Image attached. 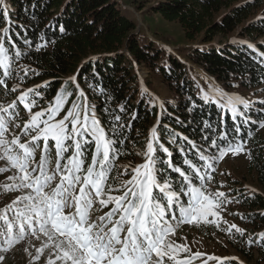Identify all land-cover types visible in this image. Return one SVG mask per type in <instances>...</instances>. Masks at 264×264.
I'll list each match as a JSON object with an SVG mask.
<instances>
[{
    "label": "snow or ice",
    "instance_id": "6c2138e0",
    "mask_svg": "<svg viewBox=\"0 0 264 264\" xmlns=\"http://www.w3.org/2000/svg\"><path fill=\"white\" fill-rule=\"evenodd\" d=\"M0 20L7 25L0 33V87L6 95L14 94L7 107L0 106V161L4 163L0 174L10 173L0 193L12 197L0 210V252L43 234L46 243L36 251L42 254L50 249L46 264H193L197 260L209 264L223 260L193 251L173 237L180 223L220 226L221 207L233 200L208 185L218 162L240 155L252 158L247 149L251 131H245V126L264 129V120H253L248 114L252 102L242 95L221 94L217 97L220 119L215 124L202 120L199 140L172 131L165 143L157 134L158 120L142 153L144 162L129 172L117 161L126 130L138 113H130L128 121L121 123L126 111L121 106L120 114L112 113L114 122L106 128L75 77L69 78L73 91L62 86L46 108L33 111L45 99L42 86L21 90L19 84H8L9 78L16 79L12 65L25 53L15 38L21 33H13L6 0H0ZM24 43L32 47L33 42L25 36ZM42 47L36 45V51ZM27 75L25 70L19 79ZM204 99H209L207 93ZM259 103L264 112V100ZM21 110L29 118L18 124ZM10 129L15 130L10 133ZM171 145H176L175 151ZM176 154L180 155L178 163ZM129 175L130 179H121ZM224 186L223 182L219 185ZM97 203L111 208L94 217ZM233 230L240 237L245 235L235 224L225 229L230 236ZM257 242L264 246V233L258 241L252 237L245 241L248 246ZM181 253L187 257L178 258ZM4 260L0 255V264Z\"/></svg>",
    "mask_w": 264,
    "mask_h": 264
},
{
    "label": "trees",
    "instance_id": "16d2710c",
    "mask_svg": "<svg viewBox=\"0 0 264 264\" xmlns=\"http://www.w3.org/2000/svg\"><path fill=\"white\" fill-rule=\"evenodd\" d=\"M7 1L13 33H21L15 38L25 53L12 68L16 73V67L20 65L22 73L28 71L27 83L42 86L44 102L52 101L62 86L73 91L69 78L75 77L86 93L87 102L95 106L96 115L106 128L114 122L112 113L120 114L121 106L126 109L121 123L128 121L130 113H138V119L132 121L126 130L127 139L121 146L122 155L118 160L131 158L137 150L146 151L149 129L157 124L159 116V107L150 102L148 95L144 92L137 94L139 84L135 62L147 63L161 73L172 95L176 96L165 102L159 120L161 126L157 134L165 143L172 131L199 140L201 121L207 119L215 124L220 119L218 103L214 99H204L206 92L194 83L188 67L156 46L141 30L137 31V21L124 12L119 0ZM258 1L157 0L151 9L168 21L179 22L188 40L194 41L201 36L207 47L193 49L189 59L212 77L209 84L217 82L219 89L232 94L233 86L264 91V55H261L264 53V41L255 46L244 40L245 37L264 36V18L250 21L241 26V31L238 30L253 10L259 8ZM140 2L144 6L149 0ZM230 8L231 11L223 18H217L224 9ZM16 24L21 27L17 29ZM6 26L0 20V33ZM229 35L233 39L230 43ZM25 36L33 42L32 47L24 43ZM217 36L222 38L220 43L212 44ZM249 44L253 47L249 48ZM36 45L43 47L36 51ZM166 55L169 56L167 61ZM32 70L39 75H34ZM11 79L8 80L9 86ZM45 82H50L47 87H43ZM11 96L14 98V94L6 95L5 89L0 87V98L9 101L13 99ZM259 101L256 103L260 106L248 113L253 120H261L264 115ZM20 112L24 113L23 110ZM225 119L231 127L226 110ZM15 122L23 124L24 121L16 119ZM245 131H251V136L247 137V149L252 158H248L247 172L253 176L258 188L244 191L246 188L238 187L237 193L232 195L235 201H239L236 202V216L241 220L240 228L245 230V235L240 237L235 230L232 236L226 231L223 234L231 248L246 255L247 260L264 264V246L259 242L251 246L245 243L249 237L258 241L259 234L264 233V129L251 125L245 126ZM175 148L176 145H171L173 151ZM175 160L177 163L180 161L179 154L175 155ZM172 175L179 179L176 174ZM179 226L184 231L193 229L205 234L218 230L215 225L204 223H180Z\"/></svg>",
    "mask_w": 264,
    "mask_h": 264
},
{
    "label": "rangeland",
    "instance_id": "374dc122",
    "mask_svg": "<svg viewBox=\"0 0 264 264\" xmlns=\"http://www.w3.org/2000/svg\"><path fill=\"white\" fill-rule=\"evenodd\" d=\"M141 0H119L121 3L124 12L131 17L132 19L137 21L138 28L137 31H142L146 34L152 42L156 43L158 47H161L165 53L168 55H173L178 61L182 62L184 65L188 67V73L191 78L194 80V83L200 85L203 92H206L210 99H214L218 104L220 101L217 99L221 94H229L224 90L219 89L217 82L208 83V81L212 80V77L205 74L203 72V68L194 63L189 59V53L193 51V49H202V47H207L208 44H204L201 41V36L194 41H190L185 37V33L183 27L179 22L176 21H168L164 17H162L159 13L153 11L152 6L156 4L157 0H149L146 2L144 6H141ZM248 1V0H243ZM251 1V0H249ZM8 1L6 0V3ZM241 2V1H240ZM260 3L259 8L253 10V13L250 17H247L239 26L238 30L241 31V26L247 25L250 21L259 20L264 18V0H259ZM9 8V6H8ZM231 11L230 9H224L217 18H223V16ZM232 35H229L230 39L228 43L232 42ZM222 38L217 36L216 39L212 42V44L220 43ZM244 40L250 41L253 45H259V42L264 41V36L257 38H249L245 37ZM227 41V40H226ZM224 43H227V42ZM165 56V61L168 60L169 56ZM16 69V79H11V85L19 84L21 90H26L27 88H31L37 86L39 83H31L28 84L29 76L27 75L23 80H20L19 77L23 75L21 66H17ZM135 71L138 74L137 84H139L137 92L138 96L141 92L148 95L149 100L152 104H156L159 107V116L156 121L160 120L163 115V106L165 102L171 101L176 97L172 95V91L169 89V86L163 80L162 74L158 73L156 69L150 67L147 63L135 62ZM232 95H242L252 102V107L256 102L252 101L255 98L264 99V91L257 90L254 91L253 88H241L239 86H233ZM219 90V91H217ZM251 97V98H250ZM13 98V96H11ZM46 99V98H45ZM13 99L6 100L5 98H0V106L7 107ZM41 103L37 106L33 111H40L42 108H46L48 104L44 101H39ZM63 114V113H62ZM20 120L25 121L28 119V114L24 111L19 113ZM264 120V118L262 119ZM19 124V122H17ZM152 125L148 132V137H151V129L156 126ZM12 130L10 129V133ZM17 132L19 130H16ZM9 133V138H11ZM148 138V139H149ZM27 139V138H24ZM140 149V148H139ZM137 154H134L129 159L118 160L117 164L121 166H127L129 172H131V168L140 165L144 162V157L142 156L141 150L136 151ZM248 157L245 155H240L238 157L233 158H225L224 160L218 162L216 166L215 178L211 182H209L210 190H220L224 191L228 194L229 199H232L233 202L230 204H225L221 207L220 215L221 219L219 220L218 230H214L209 232L208 234L199 233L196 230H182V226H177L175 229V237H173L177 242L187 243L189 247L192 248L193 251H200L202 253H206L209 255H215L218 258H224L223 260L209 261V264H256L251 262L245 258L241 252H238L236 249L231 248V243L224 236L223 232L225 229L230 227L232 224H235L240 228L241 220L237 218L236 214L238 213L237 203L234 200L233 194H236L238 187L246 188L244 191H248V189H256L258 188L256 183L254 182L253 176H251L247 172V164ZM0 166H4V163L0 161ZM123 171V167L120 169ZM223 173V175L221 174ZM10 173H2L0 174V185L5 184L6 176ZM129 176H122L121 179H130ZM217 180V181H216ZM223 182L225 185L223 188H220L219 185ZM240 191V190H239ZM11 196H6L0 193V210H2L5 205L11 199ZM111 208V205L108 206ZM102 206L99 209L98 214H93L94 217H98L103 215L107 210H104ZM209 219H212L211 217ZM203 223V222H201ZM213 225V224H210ZM249 233H254V231H249ZM248 237V234H247ZM186 238V239H185ZM46 243V237L43 234H39V238L29 236L25 239V241L21 242V245H14L11 250L8 252H0V255L5 256V260L3 264H46V260L49 256V248H45L44 252L37 253L36 249L44 246ZM25 248L28 251H25ZM39 257L37 259L36 257ZM187 257V253L179 254L178 258ZM236 258V259H233ZM193 264H202V260L193 261Z\"/></svg>",
    "mask_w": 264,
    "mask_h": 264
}]
</instances>
